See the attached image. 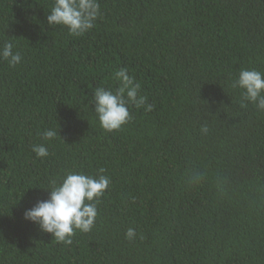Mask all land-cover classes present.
<instances>
[{"label":"trees","instance_id":"1","mask_svg":"<svg viewBox=\"0 0 264 264\" xmlns=\"http://www.w3.org/2000/svg\"><path fill=\"white\" fill-rule=\"evenodd\" d=\"M53 2L0 0V46L22 55L0 59V264H264V111L230 86L264 73V0H98L79 37L48 26ZM120 68L152 111L106 132L89 101ZM100 169L110 186L70 246L24 219L53 181Z\"/></svg>","mask_w":264,"mask_h":264},{"label":"clouds","instance_id":"2","mask_svg":"<svg viewBox=\"0 0 264 264\" xmlns=\"http://www.w3.org/2000/svg\"><path fill=\"white\" fill-rule=\"evenodd\" d=\"M100 14L98 0H54L46 20L49 27L62 26L69 35L79 37L94 27ZM0 59L12 68L21 63L22 55L14 50V44L9 40L0 46ZM115 78L120 82L115 92L110 88L96 87L89 101V105H94L96 118L106 132L120 130L131 119L129 105L152 111V105L146 103L147 98L139 95L141 86L128 74V69L120 68ZM230 86L241 91V107L251 103L258 111H264V73L241 69ZM208 131L207 124L201 127L203 134ZM57 135V131L50 128L43 131L42 138L50 141ZM32 151L38 158L49 155L43 144L34 145ZM103 172L100 169L96 176L66 173L59 183H51L46 200L38 201L24 211V219L37 225L42 232L51 234L57 242L70 246L76 230L88 233L94 227L97 205L110 186V179ZM196 175L199 176L198 173ZM136 236L134 228L127 229L126 239L133 241Z\"/></svg>","mask_w":264,"mask_h":264}]
</instances>
